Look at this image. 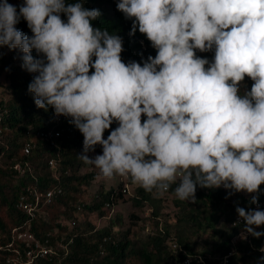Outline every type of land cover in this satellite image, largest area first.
<instances>
[{"label":"clouds","instance_id":"obj_1","mask_svg":"<svg viewBox=\"0 0 264 264\" xmlns=\"http://www.w3.org/2000/svg\"><path fill=\"white\" fill-rule=\"evenodd\" d=\"M116 8L133 21L129 36L138 30L155 57L125 63L122 37L93 27L101 13L83 0H24L18 11L0 0V47L23 53L22 68L35 74L28 86L35 106L69 119L83 136L78 158L104 179L128 178L158 194L175 185V197L189 202L198 187H223L252 194L257 204L264 0H118ZM21 18L31 36L16 27ZM197 52H213V59ZM245 77L252 84L242 91ZM96 146L102 154L89 157ZM236 212L246 234L264 236L256 231L264 210Z\"/></svg>","mask_w":264,"mask_h":264},{"label":"trees","instance_id":"obj_2","mask_svg":"<svg viewBox=\"0 0 264 264\" xmlns=\"http://www.w3.org/2000/svg\"><path fill=\"white\" fill-rule=\"evenodd\" d=\"M23 2L24 0H8V3L17 7V11ZM67 2L75 3L77 0ZM117 3L118 0H83L85 8L98 9L101 13L100 17L92 22L93 27L107 29L110 33L122 37L124 51L121 58L125 63H142L150 55L155 57V49L138 30L135 35L129 36L133 21L117 11ZM61 18L66 19L63 15ZM16 27L25 35H32L23 18ZM196 54L210 62L214 55L213 52ZM22 55L19 49L0 47V76L4 75L6 81L0 86V128L3 129V140L0 143V264H4L8 255L22 254L26 247L25 242L16 239L12 234L13 229L18 232L28 231L40 242L48 239L55 248L53 257L38 259L34 264H169L171 260L178 263L182 256L169 250L166 244L168 237H172L190 254L202 257L205 264H216L217 258L231 249L235 264H264L260 259L263 253L259 252L264 236L258 239L252 236L243 239L240 231L245 227L244 223L237 227H226L237 214L236 207L247 208L251 204L252 194L238 192L229 195L223 187H198L196 201L189 202L180 201L175 197L172 190L175 185L164 194L148 192L137 185L133 189V196L126 200L135 208L143 204L151 206V220L155 221L157 231L149 238V242L129 237L130 226L140 220L134 213L127 215L130 222L126 228L118 213L114 214L107 225L100 228H96L91 220L83 224L75 223L69 231L57 225L56 221L61 217L75 219L74 216L84 213L94 217L96 221L103 219L108 212L104 209L106 201L114 205L119 200L125 201V197L120 193L114 194L115 191L120 192L121 184L115 189H88L95 180V172L91 170V165L78 158L83 152V136L70 121L65 127L70 128L72 132L59 139V184L63 189L62 194L42 208L46 213L44 217L30 219L22 213L17 208V201L26 187L38 186L45 190L55 183L46 167V161L53 156L54 149L36 142L29 156H24L21 151V144L27 133L45 128L46 119L53 112L51 108L44 110L35 106L33 96L28 92V86L35 74L22 68ZM32 55L36 57L34 50ZM15 57L18 59L15 60ZM242 83L245 84V87L241 86L242 91L250 90V79L245 77ZM2 95H6L8 99L1 98ZM116 127L114 122L104 133V138L106 139ZM100 154V146H96L95 152L88 153L89 157ZM25 161L31 163L32 175H20L13 169L15 163L23 166ZM166 197L171 201L172 213H163L168 200ZM258 200H264V184L260 186ZM78 204L84 205L80 214L74 212ZM160 219L164 220L161 224L163 233L158 230ZM54 229L59 230L56 235H52ZM260 230H264V225L256 228V231ZM103 238H106L105 241ZM60 240L62 247L56 250V243ZM99 244L103 246V255L99 254Z\"/></svg>","mask_w":264,"mask_h":264},{"label":"built area","instance_id":"obj_3","mask_svg":"<svg viewBox=\"0 0 264 264\" xmlns=\"http://www.w3.org/2000/svg\"><path fill=\"white\" fill-rule=\"evenodd\" d=\"M69 122L68 118L63 116H56L54 112H52L46 119L45 125L46 127L40 130H34L30 133H27L26 138L22 142L21 151L24 156H29L31 154L32 149L35 147L36 142L43 143L52 149H54V154L46 161L47 170L50 173V177L55 183L48 189H40L38 186H28L24 189L23 193L20 195L17 201V208L27 215L30 219H34L35 217H44L46 215L45 211L42 209L43 207L52 203L53 199L62 194L63 189L60 186V157H59V139L63 137L64 134L71 133L72 130L68 127H65ZM3 140V129L0 128V143ZM13 169L19 173L20 175L24 174H33V168L29 161H25L24 165L21 166L19 163H15L13 165ZM123 185L119 191H115V195L120 193L123 196L130 195V187L134 185L130 179L121 178ZM112 195L111 197H113ZM259 208L260 210H264V200H258V203L253 205L250 204L246 210ZM104 209H106L107 215H105L103 220L109 219L113 216L114 204L109 201L104 203ZM84 210L83 204H78L74 208V212L79 214ZM243 221L236 214L231 222L229 223L230 227H237L241 225ZM72 224H75V221H72ZM158 230L163 233L161 228V223L159 224ZM147 233L152 235L150 227L146 228ZM260 232H264V230H260ZM12 234L26 243V247L23 250L22 254L17 253L14 256H6L4 259V264H34L38 259L51 258L55 255V248L51 246L49 240H44L40 242L36 240L28 231L18 232V230L13 229ZM240 236L249 238L250 235L244 232V228L240 231ZM243 238V239H246ZM106 238H103L105 241ZM109 240V238H108ZM235 240V239H234ZM61 243V240L60 242ZM167 245L170 251L174 253H179L182 256L179 264H205L202 257L199 255H191L187 253L172 237L167 238ZM11 246V244H9ZM62 247V244L60 245ZM264 248V242L259 247V252L263 253L261 255L264 256V252H261V249ZM99 254L103 255L104 250L103 246L99 244L98 246ZM233 257V249L229 250L227 253L217 258L216 264H235L232 260ZM260 257V259H261Z\"/></svg>","mask_w":264,"mask_h":264},{"label":"rangeland","instance_id":"obj_4","mask_svg":"<svg viewBox=\"0 0 264 264\" xmlns=\"http://www.w3.org/2000/svg\"><path fill=\"white\" fill-rule=\"evenodd\" d=\"M18 58L15 57V60H17ZM252 82V81H251ZM4 83H6L5 81V77L4 75L0 76V86L4 85ZM249 84V83H248ZM247 84V85H248ZM245 85V84H244ZM242 83L241 86L245 87ZM1 98L3 99H8V97L6 95H2ZM95 156V155H94ZM95 172V180L93 183H91V185L88 187V189L90 191H94L97 190L99 188L104 189V190H108L110 188H116L118 187L119 184L123 185V182L121 181V177H115L111 180L108 179H104L100 176L99 174V170L94 168L92 166V169ZM137 186V184H134L130 187V195L128 196H124L125 197V201H120L117 202V204L114 205V210H113V216L114 214L116 215V213L121 215V220L122 223L125 224V228L127 227V224H129V220H128V216L130 213H134L138 219L135 224L130 226L129 229V237L131 238H139V240L145 241V242H149V238H152L154 236V234L156 233V228L154 226V222L151 220V212H152V208L150 205L148 204H143L141 205V207L139 208H135L132 206L131 202L129 200H126V198H128L129 196H133V189ZM121 189V186L119 187ZM131 196V197H132ZM168 200L165 203V206L163 208V213H172V207H171V201L168 197H166ZM83 212V211H82ZM81 212V213H82ZM77 214V213H76ZM80 214V213H79ZM113 216L109 219L103 220V219H99V220H95L94 217L88 215L87 213L84 214H80L77 216H74V218H69L66 219L65 217H61L56 221L57 225H60V227H65L68 231L71 230L73 228V224L72 221H75V223L78 224H83L85 221L87 220H91L93 223H95L96 228H100L104 225H107L109 220L113 218ZM47 218V217H46ZM163 219V218H162ZM160 219V223L162 224L164 220ZM150 227L151 229V233L152 235H150L149 233H147L146 228ZM229 227V223H227V226ZM117 229V228H116ZM115 231V229H114ZM59 232L58 229H54L52 235H56ZM198 240V239H196ZM167 244V243H166ZM61 244L60 243H56V250L57 248H60ZM190 253V252H189ZM169 264H175L174 262H172V260L169 262Z\"/></svg>","mask_w":264,"mask_h":264}]
</instances>
